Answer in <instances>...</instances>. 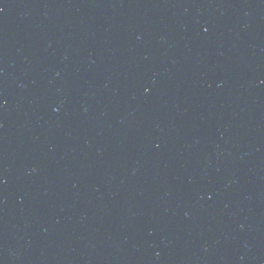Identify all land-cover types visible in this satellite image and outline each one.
I'll return each mask as SVG.
<instances>
[{"label":"water","instance_id":"1","mask_svg":"<svg viewBox=\"0 0 264 264\" xmlns=\"http://www.w3.org/2000/svg\"><path fill=\"white\" fill-rule=\"evenodd\" d=\"M0 177L74 264H264V0H0Z\"/></svg>","mask_w":264,"mask_h":264}]
</instances>
